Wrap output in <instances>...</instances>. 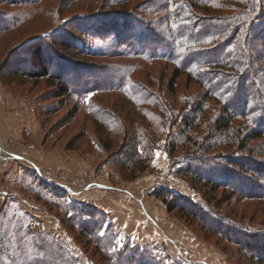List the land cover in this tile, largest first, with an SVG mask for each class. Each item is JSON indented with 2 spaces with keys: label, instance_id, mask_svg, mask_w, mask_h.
Here are the masks:
<instances>
[{
  "label": "rangeland",
  "instance_id": "374dc122",
  "mask_svg": "<svg viewBox=\"0 0 264 264\" xmlns=\"http://www.w3.org/2000/svg\"><path fill=\"white\" fill-rule=\"evenodd\" d=\"M142 1L134 0L126 9L135 11ZM100 4V0H39L36 3L35 0H0V234L8 232L5 243L0 239V264H27L37 257L46 264H248L235 245L202 229L198 219L189 220L178 212H169L155 196L156 191L169 188L190 196L195 202H203L201 191L175 174L164 151L167 136L157 143L150 166L133 180L125 179L100 145L98 138L105 146L107 142L114 143V150L122 131L105 127L100 135L93 118L88 116L92 101L116 115L122 126L142 128L147 120L140 118L141 107L122 94H157L167 100V82L175 66L160 60L115 56L114 51L125 49L116 41L114 32L103 29L98 35L97 31L87 33L79 27L80 19L88 22V26L96 25L92 22L103 15L99 11ZM12 15L25 17V22L16 30H6L9 27L5 25L12 20ZM85 17L93 21L83 19ZM124 20L118 17L117 23L123 26ZM263 26H256L255 34L258 31L263 34ZM140 28L139 24H133L130 38L135 45L150 52L164 50L158 45L139 42ZM152 31L151 28L149 32ZM72 36L77 42L72 41ZM255 37L253 34L260 48L264 37ZM62 42L68 46H63ZM72 43L83 50L77 51L74 47L72 50ZM33 48L37 49L36 53ZM40 49L45 51V56ZM48 49L70 56L74 64L92 67L91 74L80 71L78 78L71 77L78 85L79 97L67 102L52 99L47 78L9 76L16 66L29 60L37 64L39 71L44 58L53 61L51 70L55 72L57 63L53 58L56 56L47 57ZM98 50L110 54H90ZM66 78L71 80L69 75ZM102 82L121 83L123 90H87ZM132 83L146 91L140 88L141 91L131 93ZM245 86L248 90L256 88L251 82ZM205 91V87L195 81L188 84L184 75L178 81L177 95L170 100L171 106L180 110L182 98L190 101L187 110L190 112ZM260 91L258 96L241 94L232 101L233 106L243 110L245 101L250 100L248 109H256L257 115L264 119V82ZM74 105L77 111L71 116L69 112ZM180 124L181 121L172 128L173 138L178 136ZM209 129L210 125H203L192 135L201 141ZM191 147L192 144L181 146L171 161L182 162L185 151ZM233 150L223 149L211 154L234 156ZM249 155L255 158L264 177V140L253 141L248 150L235 156L247 159ZM212 169L213 174L217 173V168ZM261 179L257 185L248 181L249 186L254 184L256 192L247 195L243 191L235 195L229 204L220 207L221 215L242 228L264 232V182ZM96 183L102 188H89ZM221 194L220 190L218 198ZM66 212V220L72 218L70 222L64 219ZM79 220L97 228L83 242L77 239L82 226ZM13 230L19 237L11 238ZM26 231L41 235L43 246L52 252L37 248L30 237H23ZM97 242L101 243L102 252L96 249ZM19 255L25 258L13 263L12 256ZM119 257H122L120 262L116 260Z\"/></svg>",
  "mask_w": 264,
  "mask_h": 264
},
{
  "label": "trees",
  "instance_id": "16d2710c",
  "mask_svg": "<svg viewBox=\"0 0 264 264\" xmlns=\"http://www.w3.org/2000/svg\"><path fill=\"white\" fill-rule=\"evenodd\" d=\"M38 1L35 0V3ZM100 1L99 11L103 15L97 16L99 20L92 22L93 19L90 17L83 18H90L89 21L96 25L88 26V22L80 19L79 27L87 33L97 31L98 35L103 29L114 32L116 41L125 49V51H114L115 56L123 54V56L130 55L147 61L160 60L175 64L167 82V100L157 94H122L132 102L137 101L136 104L141 107L140 118L147 120L142 128L133 125L122 126L116 115L104 111L92 101L88 116L93 118L99 134L101 135L105 127L122 131L120 141L114 150H112L114 143L107 142L105 146L101 138H98L100 145L109 154V160L125 179H136L150 166L158 147L157 143L167 136L164 151L171 166L174 167L175 174L188 181L193 188L199 189L203 202H195L190 196L182 195L169 188L156 191L155 196L163 201L169 212H178L189 220L198 219L202 223V229L217 234L235 245L237 252L246 259L248 264H264V232L242 228L235 222L231 223L220 213V207L229 204L235 195H241L243 191L247 195H253L256 192L253 185L260 183L261 178L264 182L255 158L250 155L247 159L235 156H240L243 151L248 150L253 141L264 140V119L257 115L256 109H248L250 100L245 101L243 110H237L232 104V101L239 99L241 94H255V96L261 94V84L264 82L262 77L264 75V45L257 48L253 34L260 39L264 37V33L259 34V31L255 34V27L264 25L261 23L264 20V0H143L135 11L126 9L127 5L134 0ZM12 17V20H8L5 25L9 27L6 30H16L25 22V17L13 15ZM118 17L125 18L123 26L117 23ZM133 24L142 26L137 38L139 42L143 41L147 46L158 45L164 47V50L150 52L141 45L139 47L135 45L130 38ZM151 28L153 31L149 32ZM71 39L77 42L74 36ZM33 43L39 44L40 41ZM62 43L63 46H68L65 42ZM73 47L77 51L83 50L77 43H72L70 48L73 50ZM33 51L36 53L37 49ZM40 51L44 56L46 55L43 49ZM49 51L50 56L47 54V57L56 56L53 58L57 63L55 72L51 70V66H54L53 61L44 58L41 60L43 67L39 71L36 70L37 64L29 60L26 64L16 66L10 71L9 76H23L38 80L47 78L46 81L52 88V99L67 102L79 97L81 94L73 79L78 78L80 71L91 74L92 67L74 64L70 56H62L63 54L56 53L52 49ZM103 52L98 50L90 54L103 55ZM107 52L110 54L109 51ZM67 75L73 79L69 80L66 78ZM184 75L188 84L195 81L206 89L190 112L187 111L190 101H184L181 98L180 110L177 107L173 108L170 101L177 95L178 81ZM248 82L256 85V88L248 90L245 86ZM135 84L132 83L129 86L131 93L142 89ZM120 85L122 84L111 85L102 82L99 86L97 84L87 90L122 91ZM142 90L146 91L144 88ZM76 105L72 108L73 111L69 112L71 116L77 111ZM180 121L178 136L173 138L172 128ZM206 124L210 125L207 136L201 141L194 139L193 131ZM191 144L192 147L185 151L182 162L171 161L181 146L187 147ZM223 149H234V156L211 154ZM252 151L253 149L249 150V153L251 154ZM219 160L222 162L220 163ZM177 164L179 166L175 167ZM213 167L217 168L215 174L212 172ZM248 181L254 184L250 183L251 186H249ZM220 190L222 194L218 198L217 193ZM213 201L214 204H212ZM216 209L218 211H215ZM67 213L64 214V219L70 222L72 218L70 220L65 218ZM79 222L82 226L77 239L83 242V239L94 234L97 228H91L85 221L79 220ZM6 232L0 234L2 244L8 237ZM26 232L23 237H30L37 248L52 252V249L43 246L41 235ZM17 237L19 234L14 231L11 238ZM95 244L96 249L102 252L101 243ZM24 258L23 255L12 256L13 263ZM40 259L37 257L35 261H28L27 264H46ZM121 259L122 257H119L116 260L120 262ZM62 261L63 259L60 260Z\"/></svg>",
  "mask_w": 264,
  "mask_h": 264
},
{
  "label": "crops",
  "instance_id": "0c3cea01",
  "mask_svg": "<svg viewBox=\"0 0 264 264\" xmlns=\"http://www.w3.org/2000/svg\"><path fill=\"white\" fill-rule=\"evenodd\" d=\"M156 158V157H155ZM155 165V164H154ZM89 188H94V189H100V188H102V185H100L99 183H96V184H93V185H91ZM88 188V189H89ZM84 191L86 190V189H83ZM82 190V191H83ZM90 190V189H89ZM77 192H79V193H81L80 191H77ZM154 216H156V214L154 213Z\"/></svg>",
  "mask_w": 264,
  "mask_h": 264
},
{
  "label": "water",
  "instance_id": "95a60500",
  "mask_svg": "<svg viewBox=\"0 0 264 264\" xmlns=\"http://www.w3.org/2000/svg\"><path fill=\"white\" fill-rule=\"evenodd\" d=\"M0 154H1V143H0Z\"/></svg>",
  "mask_w": 264,
  "mask_h": 264
},
{
  "label": "snow or ice",
  "instance_id": "6c2138e0",
  "mask_svg": "<svg viewBox=\"0 0 264 264\" xmlns=\"http://www.w3.org/2000/svg\"><path fill=\"white\" fill-rule=\"evenodd\" d=\"M157 155H159V153H157Z\"/></svg>",
  "mask_w": 264,
  "mask_h": 264
}]
</instances>
